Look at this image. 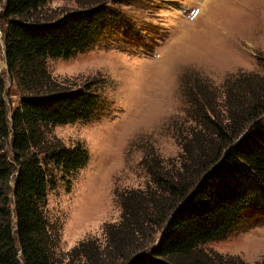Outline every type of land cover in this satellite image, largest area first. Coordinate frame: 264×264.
Masks as SVG:
<instances>
[{
  "label": "trees",
  "instance_id": "1",
  "mask_svg": "<svg viewBox=\"0 0 264 264\" xmlns=\"http://www.w3.org/2000/svg\"><path fill=\"white\" fill-rule=\"evenodd\" d=\"M48 2L0 0L7 72L21 93L9 119L0 72V264H57L48 189L69 181L90 156L52 128L89 119L101 101L92 83L59 81L47 61L86 50L114 12L99 1L58 14ZM198 83L179 157L146 147L141 165L150 181L116 191L121 220L105 224L104 242L90 237L76 245L68 264H250L200 245L230 234L264 191V75Z\"/></svg>",
  "mask_w": 264,
  "mask_h": 264
},
{
  "label": "rangeland",
  "instance_id": "2",
  "mask_svg": "<svg viewBox=\"0 0 264 264\" xmlns=\"http://www.w3.org/2000/svg\"><path fill=\"white\" fill-rule=\"evenodd\" d=\"M99 1L114 12L107 29L86 50L47 61L59 81L92 83L101 96L89 119L52 128L90 156L69 181L48 189L45 213L60 235L57 264H68L70 251L87 238L104 242L105 224L121 220L116 191L150 181L141 165L146 147L179 157L198 80L222 85L229 77L264 75V0H213L208 7L207 0H49L46 8L59 14ZM2 26L0 72L11 119L21 93L7 72ZM200 247L250 264L264 259V191L230 234Z\"/></svg>",
  "mask_w": 264,
  "mask_h": 264
},
{
  "label": "bare ground",
  "instance_id": "3",
  "mask_svg": "<svg viewBox=\"0 0 264 264\" xmlns=\"http://www.w3.org/2000/svg\"><path fill=\"white\" fill-rule=\"evenodd\" d=\"M213 0H207V2H206V6L205 7H208L209 6V4L212 2Z\"/></svg>",
  "mask_w": 264,
  "mask_h": 264
},
{
  "label": "water",
  "instance_id": "4",
  "mask_svg": "<svg viewBox=\"0 0 264 264\" xmlns=\"http://www.w3.org/2000/svg\"><path fill=\"white\" fill-rule=\"evenodd\" d=\"M5 57H6V55H5ZM6 63H7V61H6ZM7 69H8V65H7Z\"/></svg>",
  "mask_w": 264,
  "mask_h": 264
}]
</instances>
